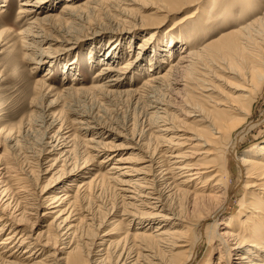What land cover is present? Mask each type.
<instances>
[{"label":"bare ground","instance_id":"bare-ground-1","mask_svg":"<svg viewBox=\"0 0 264 264\" xmlns=\"http://www.w3.org/2000/svg\"><path fill=\"white\" fill-rule=\"evenodd\" d=\"M55 1L21 0L15 9L13 28L0 29V47L20 54L24 61L32 63L33 69L47 62L51 71H58L61 76L58 81L71 77V81L63 82L60 88L52 82L51 71L34 80L37 89L46 94L57 89L53 100L36 105L44 118L41 121L49 129L46 132L52 133L45 135L48 139L41 142L34 165L39 168L42 166L40 158L53 156L52 162L39 170L50 171L56 161L71 156L76 147L71 141L76 139L81 144V152L84 151L83 162L72 170L82 169L85 179L82 177L75 182L71 175L55 179L49 188L40 190L38 199L44 203L40 204L29 196L28 185L22 174L13 169L12 162H0V264H106L108 258L111 264H196L202 236L195 228L206 220H211L212 224L207 225L215 229L213 246L218 253V264H229L232 250L240 254L235 264H264V245H259V241H264V144L254 151L241 153L236 159L239 171L247 173L245 177L254 178L245 182L244 187H252L245 193L248 196L262 193L258 205L252 197L247 208L219 219L230 192L227 145L233 148L234 141L253 127L254 123L244 122L251 115L252 91L264 81V9L257 15L253 12L260 10L264 0H205L203 7L204 0H152L151 12L147 11L151 5L140 4L150 0H64L59 10L53 11ZM11 2L2 0L0 13L7 11ZM207 3L211 14L205 12ZM136 4L139 15H134L129 8ZM190 6L194 7L188 13L169 19ZM94 10L108 11L104 15L106 21L92 25L88 17ZM190 18L192 22H187L183 29L184 25H180ZM163 19L172 24L167 31L179 28L160 38L165 27ZM230 20L231 28L209 38L210 27H223L222 22ZM236 20L240 22L238 25ZM91 26L102 27L90 32L101 34L98 38H120L102 52L98 53L101 46L87 52L88 66L105 62L93 75L97 80L84 86L79 82L77 62L60 68L51 61L56 59L57 52L76 47L80 43L78 39L90 37L88 33L81 39L74 38ZM138 31L141 38L133 45V35ZM123 36L128 41L126 45L122 44ZM127 47L134 51L133 56L122 65H116L120 50ZM224 49L241 50L248 60V68L238 72L230 66L239 78L238 90L218 98L212 95L217 89L207 79L206 64ZM163 63L167 64L164 69ZM138 67L142 73L150 72L148 76L139 85H135L132 78L124 83V74ZM86 90L105 97L127 94L132 100L145 101L148 132L143 139H140L141 133L136 139L129 137L132 147L143 154L122 155L118 148H111L103 136L106 127L95 122L88 111L70 107L74 117L59 118V112L54 111L58 99ZM171 98H179L183 105L178 118L172 115ZM204 122L207 125H201ZM189 123L197 126L180 127ZM9 134L10 129L0 126V137L15 143ZM201 145L209 147L199 152ZM200 153L218 158L219 165L211 158H196ZM110 159H113L110 165L100 170ZM90 165L98 170L94 171V166ZM100 182L110 184L118 200L112 201L113 206L105 212L107 215L97 222L93 209H89L92 205L88 208V203L80 204L79 196L74 194L84 195L90 188L96 193ZM174 202L178 209L171 207ZM137 206L141 209L136 210ZM136 217L139 219L135 221ZM48 218L46 224H40ZM131 220L140 226L131 230ZM106 223L112 225L99 237L96 230ZM35 224L44 229L34 235ZM88 228L92 231L90 235L84 234ZM47 230L50 231L45 235ZM250 230L251 236L244 237ZM114 233L117 238H112ZM96 237L100 241L96 242ZM205 237L208 242L213 239V236ZM251 240L256 241L255 247L263 252L261 261H256L259 255L252 249L244 247L252 243ZM248 252L250 254L245 256ZM202 264H212V257Z\"/></svg>","mask_w":264,"mask_h":264},{"label":"rangeland","instance_id":"rangeland-1","mask_svg":"<svg viewBox=\"0 0 264 264\" xmlns=\"http://www.w3.org/2000/svg\"><path fill=\"white\" fill-rule=\"evenodd\" d=\"M20 1L21 0H12L7 11L0 13V29L5 26H11L13 28L12 20L15 15L14 14L16 11L15 9L18 7ZM63 1L64 0H56L53 11H58L60 8V4ZM1 2L2 0H0V3ZM147 3L151 5L149 10L147 11L151 12L154 6V2L152 0L140 2V4H147ZM202 3H203L202 7L205 6L204 5L206 3L205 0ZM193 7L194 6H190L188 9L186 8L184 10H181L178 13H176L174 16H170L169 19L175 16H176L175 18L177 19L181 15L188 13ZM129 8L134 13V15H139L140 12L137 4L134 6H129ZM258 9L260 10L253 11L255 12V15L260 14L258 13L260 11L262 12V10L264 9V4L260 6ZM102 11H104V14ZM107 12L108 11L105 10H100L99 12L94 10L92 15L88 17V20L92 23V25L101 24L103 21H106L104 15ZM205 12H207V14H211V11L209 10V3H207L206 5ZM197 17H200V13L197 15ZM192 19L193 18L187 19L190 21H184V22L182 21L183 23L180 26L184 25L183 27L184 29L185 24H187V22L188 24H190L192 22ZM238 22L239 21L236 20L237 25L240 23ZM222 23H223V27H218V26L216 27L214 25L213 27H210L208 29L209 38H212L214 36L216 37L221 31L227 30L232 27L231 20ZM171 25H172L171 22H166V20L163 19V26L165 27L162 29L163 33L159 35L160 38H162L165 33L170 34L173 32H177L179 27L177 28L175 27L171 31H167L168 27ZM99 28L102 27L95 28L91 26L89 28H85L81 32H79L80 33L79 35L77 34L74 38H76L77 40L80 37L82 38L84 34H88V33L90 34V32H93L94 30ZM138 34L139 37H137ZM141 35L142 34L139 31L133 35V39H134V41L132 42L133 45L137 44L139 38H141ZM100 36L101 34H90V37L88 38L84 37L83 39L80 38L81 40L78 39L77 42L80 41V43L76 47H74L71 50H65V51L61 50L57 52L56 59L51 62H55L56 65L60 68L71 66L72 64H75L77 62L76 65L78 66L77 67L78 69L76 68L77 69L76 71L78 73L77 74L78 77L80 76L79 82H81V84L84 86L86 85L89 86L93 80H97L96 78L93 77V75L95 71L99 68V66L103 64L105 61H101L93 67L88 66L89 65L87 61L88 59L86 57L87 52L90 49L91 50L96 49L95 48L96 46H101L98 49V53L102 52L103 50L107 49L112 42L116 41L117 38H120V37H115L112 40H107L106 38H98ZM126 36L122 37L124 38L122 39V44L124 42L123 45H126L125 42H128L125 39ZM190 45L188 44V46ZM133 53L134 51L128 50V47L120 50L119 52L120 58L117 60L116 65L118 66L122 65L125 59L133 56ZM76 54L78 55V57H76ZM76 58L77 61L75 60ZM32 66H33L32 63L29 61H24V59L22 58V56H20V54L18 53L13 54L8 49L3 48L2 46L0 47V126H4L5 128L10 129L9 137L13 138V141L15 140V143L12 142L13 144H11L9 140L7 139L4 140V138L0 137V162H7V161L12 162L11 165L13 166V169L17 173L20 172L24 177V180L28 185L27 189L31 194L29 196H31L33 200L36 199V201H38L40 204H44L40 200V198L38 199V197H40L39 192L42 188L44 187L45 189L49 188L51 182H53L55 179H59V178L64 179L66 176L71 175L73 181L78 182L84 176L82 169L72 170L73 166L78 167L82 164L84 151L81 152L82 148L80 142H76V139H72L71 142L76 147H75V151L72 152L71 156H69L68 159L64 161L63 160L56 161L57 164L54 165L53 169L45 173H43L44 169H42V171L39 170L40 168L47 167L48 164L52 162L50 158L53 156H49L48 158H40L41 160L39 161L42 166L41 165H40L41 167L38 166L39 168L35 167L34 164L36 163L37 155L39 154L38 149L42 147L41 142L43 140L45 141L46 139H48L46 138L45 135L49 136L52 133L51 131L50 133H47L49 129L47 128V125L44 123V121H41V119L44 120V118H42L43 116L41 112H38L40 110L38 107H36V105L42 106L43 104H47L48 102L53 100L57 89L53 90L50 94H46L44 93V91L38 90L37 87L34 85V80L38 77H41V75H43L46 71H51V68L48 66L47 62L43 63L42 65H39L34 69L32 68ZM166 66L167 64L163 63L162 69L166 68ZM206 66L208 67L207 79L209 83L211 85H215L217 89L216 91L217 93L212 95L218 96V98H222L223 96H227L228 94L232 93V91L236 92L238 90L239 78L233 74L234 70H232L229 67L230 66L234 67L238 72H241V70L246 71L248 68V60L244 58V54L241 52V50L224 49V52H220L219 54H217L215 58L211 59L206 64ZM226 70H232V71L229 73V71ZM149 73L150 72L142 73V69H139V67L132 68L131 70L127 71L124 74L123 82L124 83L128 82V79L132 78L135 85H139L143 81V79L146 78V76H148L147 74ZM51 74H53L52 76L54 79V81L52 82L58 88H60L63 85L62 84L63 82L69 83L71 81V77L68 75H67L68 78H70L69 80L58 81L59 77H61L59 76L58 71L52 70L49 73V75ZM72 81L74 80L72 79ZM233 87H235L236 89H233ZM252 92H253L252 95L253 105L251 109V115L249 119L244 122V124H248L249 122H252V124L254 123L253 127L249 128L246 132H244L239 140L236 139L234 141L233 148L229 144L227 145L228 148L226 149L227 151L226 157H227V162L229 163V166L227 167V171H228V181L230 184V189H229L230 192H229L228 203L226 204L225 211L223 212L224 214H221L219 219L228 213H232L235 211L237 212L238 210H243L247 208L248 201L252 199V197L255 200L254 204L258 205V200L260 198L259 196H261L262 194L258 192V194L254 193L251 194L252 196L251 195L248 196L245 193L246 191H250L252 189V187L251 188L244 187L245 182L246 181L250 182L251 180H254V178L245 177L247 173H242L241 171H239L236 161L237 157L241 153L245 151L248 152L254 151L259 146L264 144V117H263L264 116V81L259 86V88H257ZM179 95L181 97L182 93H180ZM177 99L179 98L176 99L174 98L173 100H171L173 101L172 106H174L172 107L173 109L172 111H174L172 115L176 118L181 116L179 114V109L183 107L182 103ZM200 101L202 102V98L200 99ZM70 107L72 108L76 107L81 111L83 110V112L85 113L88 111L87 114L95 122L97 123L99 122V124L101 123V125L106 127L105 129L106 133L103 134L104 140L108 141V145L111 148H118L117 150L119 151L120 154L130 155V153L133 152H138L143 154L141 151L135 150L133 148L134 146L132 147L133 141L129 139V137L132 136L131 137L132 139H136L141 133L140 139H143V137L145 138L146 133L148 132L149 122L148 119L144 116L147 111L145 106V101L132 100V96H129L127 94L105 97L103 95L101 96V94L96 91L86 90L79 94H72V96H69L68 98L67 97L61 99L59 98L54 111L59 112L60 114L59 118L61 120H65L67 119L68 116L74 117V115L71 113L72 109ZM69 109L71 110L69 111ZM67 110L69 111V113ZM193 125L197 126L195 123H189V125H184L180 127L193 128ZM201 125L205 126L207 125V122H204ZM206 129H208L207 126ZM192 130L195 132L199 131L194 129ZM151 147L153 146L151 145ZM208 147H209L208 145H201L200 147H198L197 151L200 152L201 150H205ZM107 152H110V150H108ZM132 155H134V153ZM55 156H57V154ZM197 157L200 158L201 160H209V158H211V160H214L215 162H217V164L219 163L218 158H215L213 155L211 156L210 154L207 155L206 153H200L196 155V158ZM99 159L100 156L95 158L96 161ZM112 161L113 159L107 161L101 167L100 170L103 171L106 167L110 165ZM91 166L94 165H90L89 167ZM94 168H95L94 171L98 170L96 169V166H94ZM69 170L71 171L69 172ZM9 178L10 177H7V179ZM12 187L14 186H11V188ZM190 188H192V186H190ZM114 190L115 189L113 187H110V184L105 185L103 182H100L99 189L97 190L96 193H92V189L90 188L89 190H87V192L84 195H80L79 192H76L74 195L79 196L80 204L88 203L89 204L88 208L90 207V205H92V207H90L89 209H93V214L95 215L96 218H98L95 220L98 222V220L103 219V216L107 215L105 214V212L111 209V206H113L112 205L113 202L118 200V195L116 193V190L115 191ZM113 192H115V194ZM262 198L264 203V197ZM94 204L95 205L98 204L100 207H97ZM121 206H119V208ZM171 207L173 209L175 207L178 209L176 202H174V205L171 204ZM134 208L137 210L140 207L137 206ZM129 209L134 211L133 208L131 207ZM136 210L134 212H136ZM243 212L244 211H242V214ZM119 219L120 218L118 217V220ZM133 219L134 218L132 217V220ZM137 219L139 218L136 217L135 221ZM141 219L142 218H140L139 221H141ZM251 219L256 221L253 218ZM48 220L49 218L46 219V221L41 222L40 224L41 225L46 224ZM132 220L130 223V225L132 226L131 230L134 229L136 226H140V224L134 225L133 224L134 222ZM207 224L208 225L212 224L211 220H206L195 228L196 229L195 231L197 233H200L199 235L202 236L201 245L199 247L198 255L195 261L196 264H202L204 263V261H207L210 257H212V264H218L217 263L218 253L213 246V242L215 240L214 239L215 229L214 226L211 227L208 226ZM41 225L39 226L35 224L33 226L34 235L40 229H44V226ZM111 225L112 224L106 223L103 224L101 227H99L96 230L98 236L100 237L101 234H103V232L109 229ZM217 225H223V224H217ZM221 227L222 226H218V228ZM49 231L50 230H47L45 232V235ZM84 232H85L84 234L90 235L88 233L92 231L89 230L88 228L87 230L85 229ZM251 233L252 232L250 230L248 234L246 235L244 234V237L249 238V236H251ZM206 235L209 238H212L213 236V239H210V241L208 242L205 237ZM99 237H96V242L100 241ZM117 237H118L117 233H114L112 238H117ZM262 238L264 239L263 235ZM251 242L252 243L250 244L244 245V247H249L250 249H252V251H254L257 255H259V258H257L256 261H261L260 259L262 258L263 252L259 248L255 247V245L257 244L256 241L251 240ZM259 242H260L259 245H264V241H259ZM57 245H61V243H58ZM151 245L154 246V244ZM249 252L244 255L248 256L250 254ZM58 253L59 251L56 252V256L59 255ZM238 253L239 251L234 252L233 250L230 252L229 264H235V262L238 261L237 258L240 255ZM110 260L111 259L108 258L106 260V264H111Z\"/></svg>","mask_w":264,"mask_h":264}]
</instances>
